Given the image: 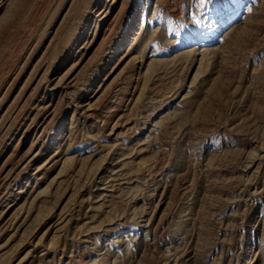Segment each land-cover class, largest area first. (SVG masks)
I'll list each match as a JSON object with an SVG mask.
<instances>
[{"label": "rangeland", "instance_id": "rangeland-1", "mask_svg": "<svg viewBox=\"0 0 264 264\" xmlns=\"http://www.w3.org/2000/svg\"><path fill=\"white\" fill-rule=\"evenodd\" d=\"M0 264H264V0H0Z\"/></svg>", "mask_w": 264, "mask_h": 264}]
</instances>
